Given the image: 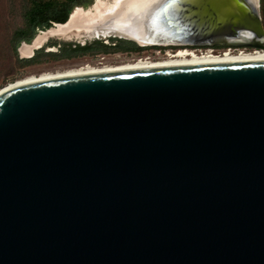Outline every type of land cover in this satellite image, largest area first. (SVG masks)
<instances>
[{"label": "water", "instance_id": "95a60500", "mask_svg": "<svg viewBox=\"0 0 264 264\" xmlns=\"http://www.w3.org/2000/svg\"><path fill=\"white\" fill-rule=\"evenodd\" d=\"M109 37L264 50L260 0H162L143 43ZM0 264H264V59L0 89Z\"/></svg>", "mask_w": 264, "mask_h": 264}, {"label": "bare ground", "instance_id": "6f19581e", "mask_svg": "<svg viewBox=\"0 0 264 264\" xmlns=\"http://www.w3.org/2000/svg\"><path fill=\"white\" fill-rule=\"evenodd\" d=\"M160 1L162 0H94L86 8L76 6L70 12L64 23H55L54 26L37 34L30 43H22L19 47V52L22 56H30L34 49L40 47L47 40L46 37L48 35H56L64 38L91 39L94 37L125 34L130 37H135L139 43H143L140 40H144L143 36L148 33L150 15ZM142 45H146V43ZM249 59H264V50L256 48L248 50L245 48H224L219 52H215L211 48L192 49L185 46L173 51L168 48V50L164 51V57L156 60L150 57H137L131 61L118 64L104 62L92 64L85 62L61 69L42 71L37 74L30 73L9 82L1 89L48 78L151 66L244 61Z\"/></svg>", "mask_w": 264, "mask_h": 264}, {"label": "rangeland", "instance_id": "374dc122", "mask_svg": "<svg viewBox=\"0 0 264 264\" xmlns=\"http://www.w3.org/2000/svg\"><path fill=\"white\" fill-rule=\"evenodd\" d=\"M92 1L94 0H88L87 5L79 7L86 8ZM24 3L25 0H0V89L5 87L9 82L30 73L37 74L42 71L61 69L85 62L94 64L95 61H101L109 64H118L135 59L121 60L123 59L121 55H114L113 52H109L110 54H108L99 51L79 54L69 59L55 57L54 54L61 55L67 51L68 47H70L67 44L71 46L78 43L81 45L93 44L96 40H102L103 43H111L109 41L110 37L76 39L75 37L64 38L56 35H48L46 37L47 40L40 47L34 49L30 56H22L19 52V47L25 41H20L16 49H13L12 34L16 29L24 26V20L22 18ZM260 15L262 24L264 25V0H260ZM54 24L55 22L52 23L50 27L54 26ZM46 29H37L33 38ZM165 50H168V48L165 47ZM103 56L105 57L104 59L102 58ZM162 57H164V55ZM160 58L152 59L156 60ZM30 59L35 60L28 63L24 62ZM108 60L113 63L108 62Z\"/></svg>", "mask_w": 264, "mask_h": 264}, {"label": "trees", "instance_id": "16d2710c", "mask_svg": "<svg viewBox=\"0 0 264 264\" xmlns=\"http://www.w3.org/2000/svg\"><path fill=\"white\" fill-rule=\"evenodd\" d=\"M87 3L88 0H25L22 9L24 26L16 29L12 34L13 49H16L20 41L29 43L37 29L49 28L54 22H65L74 7L85 6ZM109 41L111 43L96 40L93 44H75V46L67 44L70 47L64 54L71 56L87 51L106 52L111 47L141 48L135 42L123 38L110 37ZM33 60H25L24 62L28 63Z\"/></svg>", "mask_w": 264, "mask_h": 264}, {"label": "flooded vegetation", "instance_id": "af4514ba", "mask_svg": "<svg viewBox=\"0 0 264 264\" xmlns=\"http://www.w3.org/2000/svg\"><path fill=\"white\" fill-rule=\"evenodd\" d=\"M79 45H81V44H79ZM73 46H75V44ZM179 47H185V46H179ZM179 47L171 46V47H166V48H169V49H171L173 51V50L179 49ZM187 47L188 48H192V49L193 48L194 49L195 48H202V49H206L207 48V47H199V46H187ZM210 47L212 49H214L215 52H219L221 49H223L226 46L217 44V45H213V46H210ZM231 48L232 49H236L237 47L232 46ZM252 48L253 47H249L248 46L245 49L248 50V49H252ZM164 50H165V47H161V46H148V47H141V48L111 47L109 50H107L106 52H103V53L110 54L109 52H113L114 55L123 56V59H121V60H125V59H132V58H136V57L160 58V57H162L164 55ZM90 52H93V51H87V52H84L82 54L90 53ZM99 52H102V51H99ZM115 53H117V54H115ZM78 55L79 54L68 56V55H66L64 53H62L61 55L54 54L55 57H64L66 59H69V58H72V57L78 56ZM102 58L104 59L105 57L103 56ZM30 60H32V59H30ZM95 62H101V61H95ZM108 62H111V61L108 60ZM111 63H113V62H111Z\"/></svg>", "mask_w": 264, "mask_h": 264}, {"label": "snow or ice", "instance_id": "6c2138e0", "mask_svg": "<svg viewBox=\"0 0 264 264\" xmlns=\"http://www.w3.org/2000/svg\"><path fill=\"white\" fill-rule=\"evenodd\" d=\"M172 2L174 3V2H175V0H172ZM170 6H171V3H169V4H166V5H165V9H164V10H167V8H168V7H170Z\"/></svg>", "mask_w": 264, "mask_h": 264}, {"label": "built area", "instance_id": "2783aa9c", "mask_svg": "<svg viewBox=\"0 0 264 264\" xmlns=\"http://www.w3.org/2000/svg\"><path fill=\"white\" fill-rule=\"evenodd\" d=\"M227 48H231V47H227ZM212 49V48H211ZM224 49V48H223ZM236 49H240V48H236Z\"/></svg>", "mask_w": 264, "mask_h": 264}]
</instances>
